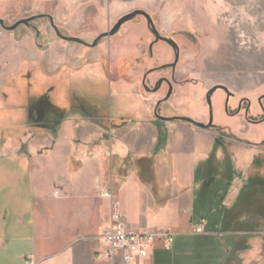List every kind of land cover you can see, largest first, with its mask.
I'll return each mask as SVG.
<instances>
[{"label":"crops","instance_id":"1","mask_svg":"<svg viewBox=\"0 0 264 264\" xmlns=\"http://www.w3.org/2000/svg\"><path fill=\"white\" fill-rule=\"evenodd\" d=\"M56 46L74 60L85 54ZM52 103L57 113L42 134L23 137L26 150L0 136V264H124L101 236L116 202L127 230L175 236L171 250L141 264H264V173L245 172L259 168L257 145L227 141L233 159H219L222 148L211 159L210 133L157 124L148 102L136 127L63 112L65 98ZM201 223L204 232L193 233Z\"/></svg>","mask_w":264,"mask_h":264},{"label":"rangeland","instance_id":"2","mask_svg":"<svg viewBox=\"0 0 264 264\" xmlns=\"http://www.w3.org/2000/svg\"><path fill=\"white\" fill-rule=\"evenodd\" d=\"M136 10L147 12L157 30L177 42L181 54L178 65L180 76L197 79L201 83L197 92L198 102L202 101L208 88L217 82H225L251 102V114L255 119L261 117V107L257 101L264 96L263 0L254 4L252 0H0V18L8 25L22 18L50 13L55 24L65 30L67 21H64L63 13L66 12L70 23L68 25L75 33L67 31L64 34L74 36L79 31L78 37L90 43L102 33L112 30L122 17ZM45 23L48 21L34 23L41 29L39 41L27 28L11 33L0 28V136L15 137L14 144L19 146L22 145L24 136L29 138L34 134H42L43 130L36 126L38 129L34 133L35 128L28 127L25 107L27 101L34 96L30 91L24 96L21 92L29 82L43 83L44 78L39 76L38 79H29L28 75L33 76L35 64L42 60L45 61L41 63V67L45 64L55 68L61 63L58 59L64 58L65 54L67 57L73 56L70 51L56 46L63 42L56 40L53 31ZM111 41L116 49L113 58L116 79L127 85H137L140 99L154 98L157 101L164 98L165 89L156 95H150L141 87L145 70L171 60V49L165 44L155 47L153 58L145 52L140 53L141 47H147L153 41L145 18L137 17L125 24ZM72 45L85 52L83 60L103 58L106 66L105 69L98 70L93 65V72L86 68L78 78L67 74L69 79L67 83H62L58 94V97L69 102L67 110L62 111L72 110L87 115L97 112L111 121L124 120L129 122V127H136L141 118L140 108L144 107L135 98L130 86H123L116 81L108 65L107 53L100 46L87 48L76 43ZM119 49L129 50V59L119 57ZM137 58H140L138 62ZM73 60L72 57L71 61ZM71 61L67 64L69 70L74 69L75 60ZM129 63L132 73L127 75ZM167 75L169 71L151 75L149 85L152 86L158 77ZM175 90L176 94L185 91L179 87H175ZM218 96L219 93L214 97V108L217 111ZM200 102L193 109L199 114H207L205 103ZM168 108L175 115L182 108L191 109L192 106L168 101L161 105L160 113L166 115L165 110ZM241 137L262 150L254 158L259 159V168L247 167L245 172L264 173V123H245ZM21 147L26 150L25 146ZM219 159L233 158L225 149ZM228 167L229 165L227 169Z\"/></svg>","mask_w":264,"mask_h":264},{"label":"flooded vegetation","instance_id":"3","mask_svg":"<svg viewBox=\"0 0 264 264\" xmlns=\"http://www.w3.org/2000/svg\"><path fill=\"white\" fill-rule=\"evenodd\" d=\"M63 14L65 17L64 21H67L66 24L67 25L70 24L69 20H67L68 13L65 12ZM138 17H144V16H138ZM77 19L78 17L76 18V20ZM145 20L147 23L148 33L153 38V41L147 47H141L140 53L145 52L146 54L149 55L150 58H153L154 49L159 44H165L167 47L171 49V60L166 63L153 66L148 70H145L144 76L141 79V87L143 88L145 92H147L150 95H156L160 93V91L165 89V97L162 99H158L157 101H154L155 100L154 98L140 99L139 98L140 93L138 91L139 87L137 85L136 86L127 85L124 82H121L118 79H116L115 70L113 67V60H114L113 58H114L115 53L113 55L111 53L112 48L115 49V47L111 40L120 33L122 27L127 23H125L121 27V29L116 35L111 36V37L102 38L95 47H90L88 45L93 44L99 36H101L104 33L110 32L113 29L102 33L96 39H94L92 43H90L89 41L81 37H78L80 35L79 31H77L75 35L72 34L74 36H69L68 34H64V32H67V31L71 33H75V32L71 31L72 28L70 27V25H68L69 27H67L66 25L65 30H62L60 27H58L55 24V19L53 15L50 13H40V14L33 15L30 17L22 18L19 21H16L15 23H13L12 25L6 24L5 21L2 18H0V28L6 32L11 33V32L19 31L21 30V28L24 27V28L31 30L34 33L36 40L39 41L42 36L41 29L35 26L34 23L36 21H48V23L47 24L45 23L44 25H47L50 28V30L53 31V35L56 38V40L62 41L66 45H72L75 42H68V41L61 39L58 36V33L66 37L79 38L83 40L88 45H85V44H80V45H83L87 48H96L99 46L101 47V45H105L104 46L105 48L103 49V51L104 53H107L108 65L111 71L114 73V77L116 81L123 86L125 85L130 86L133 89V94L135 98L139 101L140 105L146 106L147 102L150 104L149 107L152 109V113H153L152 115L154 117L155 122L157 124H167V123L181 124V125L189 126L192 129H195L196 131L201 132V133H204V132L210 133L209 136L213 138V141L215 144V151L213 152L212 157L216 156L215 152H216V149L218 148L227 150L226 148L227 141H232V142H236L240 144H243L245 142L247 144H254L252 142L243 140L241 137V133L243 131V127L245 123L247 125H260L264 123V106H263L264 96L257 101V104L260 105L261 107L260 109L262 110V111L260 110L261 113H259L261 117L259 119H255V117H253L254 115L251 114V109L253 105L248 99H245L242 95H240V92H238V90H235L232 86H229L227 83L217 82L206 90L205 96L202 98V101L201 102L199 101L200 103H203V102L205 103V106L207 107V110H208L207 114L205 113L199 114L195 112L193 108L196 105V103H199L197 92H198V89L201 83L197 79L183 78L180 76V72L178 70V65H179L180 56H181L179 45L174 39L163 36L157 30L155 26L157 32L161 36L167 39L173 40L177 44L179 49L175 50L167 42L163 40H157V38L155 37L151 29L149 28L148 21L146 18ZM23 21H27V22L24 23ZM12 27H15V28L12 30H8ZM76 44H79V43H76ZM38 46L42 47L41 44H38ZM119 50H120L118 51L119 57H126L125 58L126 60L127 58L129 59V57L131 56L129 53V50H126V49H119ZM177 55H179L178 61H177ZM83 56H77L76 60L75 61L73 60L75 62L73 70L68 69L67 64L72 60V57H68L67 59H65L67 57V54H65L64 56L65 61L61 62L60 65L56 66L55 68L53 66H46L45 64H43V66L41 67V63L45 60L40 61L39 64L38 63L35 64L33 76L28 75V77L29 79L31 77H33L31 79H34V78L38 79L40 76V78L41 77L44 78V82L39 83L35 81L34 83H32L31 81L27 85L23 86V88H25L24 91L21 92L23 96L24 94L26 95L27 91H30L32 95L34 96L33 98L27 101V104L25 107L26 114L28 117V123H27L28 127L34 128L36 125L41 128H44L45 120L51 114V112L57 113L58 110L56 106L52 103V100L55 97L58 98L59 90L61 88L62 83L63 82L67 83L69 79L67 74L72 76V73L75 72L78 78V75L81 74L80 72L96 64L99 65L100 69H105L106 63L103 60V58L102 59L98 58L97 60L89 59L85 61L82 59ZM139 59L140 58H137V62L139 61ZM168 71H169V75L160 76L154 82L152 86L149 85V77L151 75L158 74L161 72H168ZM131 73H132V70H131V66L129 63V65L127 66L126 74L130 75ZM175 87H179L185 91L182 94H176ZM212 90L214 92L210 94ZM136 91L138 93L135 94ZM218 93H219V96L216 98V105L217 104L219 105V111L215 110L214 108V103H215L214 97ZM168 101H171L172 103H179L182 105L184 104L185 106L186 104L187 106L190 104L192 108L191 109L182 108L181 110H179L177 114H175L178 117H176L175 115H172L173 112H171L169 108L165 110L167 114L162 115L160 113V107L163 103H166ZM79 113H81L86 118L93 119L92 115H87L82 112H79ZM186 119L191 120V121H187ZM58 121L59 119L57 118L55 122L51 125L55 126L58 123ZM124 123H126L127 126L129 125V122L127 121H124ZM139 124H141L140 121L137 122V125ZM197 124L204 125L205 127L198 126ZM111 125L115 126L117 124L112 122Z\"/></svg>","mask_w":264,"mask_h":264},{"label":"built area","instance_id":"4","mask_svg":"<svg viewBox=\"0 0 264 264\" xmlns=\"http://www.w3.org/2000/svg\"><path fill=\"white\" fill-rule=\"evenodd\" d=\"M105 197H111V193L101 192ZM205 230L203 223L193 228V233L201 234ZM104 243L112 253L120 252L124 264H141L159 247L171 250L175 236L168 230H151L140 233L129 231L123 225V215L119 211V203L114 205V211L109 223L101 233ZM27 264H34L28 261Z\"/></svg>","mask_w":264,"mask_h":264},{"label":"water","instance_id":"5","mask_svg":"<svg viewBox=\"0 0 264 264\" xmlns=\"http://www.w3.org/2000/svg\"><path fill=\"white\" fill-rule=\"evenodd\" d=\"M138 16H144V17L147 19V21H148V25H149V28L151 29L152 33L155 35V37L157 38V40H163V41L167 42V43L170 44L175 50H178V49H179L178 46H177V44H176L173 40L167 39V38L161 36V35L157 32V30H156V28H155V25H154V23H153V20L151 19L150 15H149L147 12L143 11V10H136V11H134V12H132V13H130V14L124 16L122 19L119 20V22H118L117 25L113 28L112 31L102 34V35L99 36V37L95 40V42H94L93 44H91V45H88L87 43H85L83 40H81V39H79V38L66 37V36L61 35L60 33H58V36H59L61 39L65 40V41H68V42H75V43H79V44H85V45H88V46H90V47H95V46L98 44V42H99L102 38H104V37H111V36L116 35V34L119 32V30L121 29V27H122L125 23H128V22L134 20V19H135L136 17H138ZM23 22L25 23V22H27V21H23ZM16 26H17V25H16ZM16 26H15V27H16ZM15 27H12V28H10V29H8V30H12V29H14ZM178 59H179V55H177V61H178ZM213 92H214V91L212 90L210 94H212ZM210 105H211V103H210ZM186 120H187V121H191V120H188V119H186ZM197 125H198V126H201V127H205L204 125H201V124H197Z\"/></svg>","mask_w":264,"mask_h":264},{"label":"trees","instance_id":"6","mask_svg":"<svg viewBox=\"0 0 264 264\" xmlns=\"http://www.w3.org/2000/svg\"><path fill=\"white\" fill-rule=\"evenodd\" d=\"M212 159V158H211Z\"/></svg>","mask_w":264,"mask_h":264}]
</instances>
